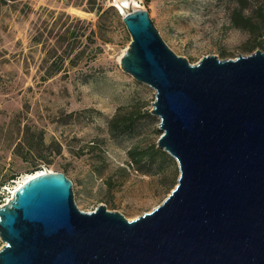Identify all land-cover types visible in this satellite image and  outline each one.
Segmentation results:
<instances>
[{"label": "rangeland", "instance_id": "rangeland-1", "mask_svg": "<svg viewBox=\"0 0 264 264\" xmlns=\"http://www.w3.org/2000/svg\"><path fill=\"white\" fill-rule=\"evenodd\" d=\"M128 1L190 65L264 53V30L231 27L238 0ZM113 2L0 0V206L38 172L65 175L79 211L104 206L127 221L174 189L176 162L156 148L154 91L119 67L130 36ZM258 9L264 0H249L243 14L257 23Z\"/></svg>", "mask_w": 264, "mask_h": 264}, {"label": "water", "instance_id": "water-1", "mask_svg": "<svg viewBox=\"0 0 264 264\" xmlns=\"http://www.w3.org/2000/svg\"><path fill=\"white\" fill-rule=\"evenodd\" d=\"M112 7L130 36L119 67L154 91L176 185L127 221L79 211L65 175H36L0 206V264H264V53L190 65L147 12Z\"/></svg>", "mask_w": 264, "mask_h": 264}, {"label": "trees", "instance_id": "trees-1", "mask_svg": "<svg viewBox=\"0 0 264 264\" xmlns=\"http://www.w3.org/2000/svg\"><path fill=\"white\" fill-rule=\"evenodd\" d=\"M248 1L249 0H238V4H239L238 7L239 8L236 11H234V13L231 16V19H230L231 27L242 30V31H246L250 35H253V36L254 35L255 36L260 35L261 34L260 31L264 30V16L262 14V10L258 9V22L253 23L252 19L250 17H246L243 14V11L245 10V8L247 6ZM110 10H112L114 12V14H116V11H114L113 8H110ZM100 12H101V7L97 10V15H98L99 20L101 19ZM256 47L264 50V39L261 43H258L256 45ZM252 49H253V47L250 49V51H252ZM58 71H59V68L56 69L54 73H56ZM27 148L32 149V146L29 145V146H27ZM130 155L133 157L132 162L134 164L137 165L140 163L141 155H139V154L134 155V153H130ZM12 180H13V178L11 179V181ZM1 186L2 185H0V188H1Z\"/></svg>", "mask_w": 264, "mask_h": 264}, {"label": "bare ground", "instance_id": "bare-ground-1", "mask_svg": "<svg viewBox=\"0 0 264 264\" xmlns=\"http://www.w3.org/2000/svg\"><path fill=\"white\" fill-rule=\"evenodd\" d=\"M113 6L117 7L119 12H120V14L123 16V15H125V13L128 10L129 1L128 0H114ZM43 173H48V172H38V173H35L33 175L27 176L22 182H20L16 187L13 188V191L11 192V196L13 195L14 191L16 189H18L23 183H25L26 181L32 179L34 176L40 175V174H43Z\"/></svg>", "mask_w": 264, "mask_h": 264}, {"label": "built area", "instance_id": "built-area-1", "mask_svg": "<svg viewBox=\"0 0 264 264\" xmlns=\"http://www.w3.org/2000/svg\"><path fill=\"white\" fill-rule=\"evenodd\" d=\"M7 202V201H6Z\"/></svg>", "mask_w": 264, "mask_h": 264}]
</instances>
